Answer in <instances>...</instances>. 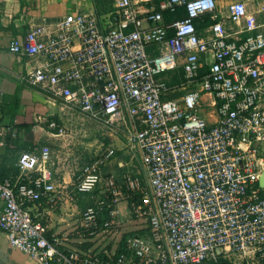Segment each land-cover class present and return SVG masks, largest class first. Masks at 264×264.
Instances as JSON below:
<instances>
[{"label": "built area", "instance_id": "1", "mask_svg": "<svg viewBox=\"0 0 264 264\" xmlns=\"http://www.w3.org/2000/svg\"><path fill=\"white\" fill-rule=\"evenodd\" d=\"M178 7L185 15L166 22L163 11ZM217 9V0H114L104 23L70 13L11 41L12 52L38 60L30 84L124 128L145 178L127 172L103 182L116 154L110 145L62 186L49 145L22 151L20 174L0 180V229L12 246L43 264H264V5L234 1L226 19ZM206 13L214 22L200 31ZM178 67L187 80L168 84L163 74ZM48 126L65 134L55 119ZM3 135L0 123V144ZM60 190L92 201L78 228L83 240L118 231L123 203L146 225L111 249L72 247L49 236L39 212Z\"/></svg>", "mask_w": 264, "mask_h": 264}, {"label": "crops", "instance_id": "2", "mask_svg": "<svg viewBox=\"0 0 264 264\" xmlns=\"http://www.w3.org/2000/svg\"><path fill=\"white\" fill-rule=\"evenodd\" d=\"M234 1L237 0H217L219 18L226 19L228 6ZM242 1L253 11L264 5V0ZM103 6L106 5L102 0H0V123L4 127L0 144V180L14 179L20 174L17 160L22 151H35L43 145L51 147L56 179L62 186H72L81 166L91 161L83 160L84 156L90 154V150L87 151L83 146L73 149V154L67 156L69 139L73 142L76 133L66 130L64 135H56L58 129L48 126V121L52 119L57 120L64 128L65 121L90 119L79 110L65 107L61 99L30 84L26 78L38 60L12 52L10 44L14 38L23 37L32 24L43 20L54 21L70 13H94L104 23L109 11H102ZM27 124L31 126L25 127ZM113 139L114 142H110L108 146L117 144L125 155L126 150L129 151L128 144ZM113 162L112 160L111 163ZM117 163L123 166L127 160L121 159ZM54 198L57 199L56 205H53L50 198H43L39 209L49 236L61 235L67 238L66 243L72 247L95 250L109 249L108 246L111 249L122 238V234L119 238L116 237L118 230L110 233L111 236L107 234L89 241L81 239L78 228L89 196L60 190L54 194ZM1 206L0 201V211ZM104 241L106 244L101 247L100 244ZM0 264L43 263L12 246L6 233L0 229Z\"/></svg>", "mask_w": 264, "mask_h": 264}, {"label": "rangeland", "instance_id": "3", "mask_svg": "<svg viewBox=\"0 0 264 264\" xmlns=\"http://www.w3.org/2000/svg\"><path fill=\"white\" fill-rule=\"evenodd\" d=\"M103 4L106 6H103L101 9L102 11H110L114 9V0H102ZM264 31V28H263ZM171 78L170 76H168ZM65 131L68 132H74L76 134L75 138L72 139L73 142H71V139H69V145L67 147V156H71L73 154V149L79 148L80 146H83L86 148L87 151L90 152V154L85 157H83V160H90V158H94L96 155L100 154L103 150H105L108 145L114 142V139H119L122 141H125L126 144L128 143L127 139V133L122 129H117L114 127L107 126L101 122H92L90 120H79L77 122L69 121L64 123ZM78 132V133H77ZM113 141V142H112ZM113 146L116 148V154L113 158V163L110 162V165L108 164L107 167L102 168V178L103 182L112 175L118 176L120 179L122 176L127 172H132L135 174H140L144 178V167L142 164V158L141 155L138 152L132 151L131 149L126 150V154L123 155L122 153L124 150L119 149L117 144H113ZM81 153V152H80ZM79 156V155H78ZM81 157H79L80 159ZM127 160V163H123V166L118 165V160ZM116 160V163H115ZM88 163V162H87ZM85 165V164H84ZM83 165V166H84ZM81 166V168L83 167ZM111 166L110 168H108ZM80 168V169H81ZM79 169V171H80ZM145 180V178H144ZM101 182L100 186L95 190L94 195H100V190H103L104 184ZM121 208L123 210L121 214V218L124 220L120 227L117 229L119 232H117L116 237L119 238L121 234H130L135 233L139 228H142L146 224L142 221H136V219H132L129 215V208L126 209V203L121 204ZM114 233L117 231H115ZM113 233V234H114ZM109 236H111L110 233H108ZM115 237V240H116ZM103 240V239H102ZM101 241V240H100ZM116 242V241H115ZM105 241L101 242L100 246L103 247L105 245Z\"/></svg>", "mask_w": 264, "mask_h": 264}, {"label": "trees", "instance_id": "4", "mask_svg": "<svg viewBox=\"0 0 264 264\" xmlns=\"http://www.w3.org/2000/svg\"><path fill=\"white\" fill-rule=\"evenodd\" d=\"M163 13H164V18H165L166 22H170L173 19H176V18H179V17H183L185 15V13H184V11H183V9L181 7H178L175 11H172L171 9H166V10L163 11ZM213 22H214V20L211 18V13H206L200 19H198L196 23H197L198 29L200 31H203L208 25H210ZM203 73L204 72H202V74ZM168 76H170L171 78H169ZM163 77L168 82V84H181V83H183V82H185L187 80L186 76H185V72H184L182 67H178L177 69H175L173 71H169V72L163 74ZM175 95H177V94H175ZM30 126L31 125H29V124L25 125V127H30ZM90 160L93 161L94 158H92ZM91 202L92 201H90L88 199V203L85 204V207H86V205L91 204ZM108 217H109V209L107 207H105L99 213V221H100V223L103 222ZM126 235L127 234H124V236H126ZM85 246L87 247V246H89V244L85 245ZM108 248L110 249V246H108ZM119 250L120 251L122 250V245L120 246Z\"/></svg>", "mask_w": 264, "mask_h": 264}, {"label": "water", "instance_id": "5", "mask_svg": "<svg viewBox=\"0 0 264 264\" xmlns=\"http://www.w3.org/2000/svg\"><path fill=\"white\" fill-rule=\"evenodd\" d=\"M260 184H261L262 186H264V174H263L262 177L260 178Z\"/></svg>", "mask_w": 264, "mask_h": 264}]
</instances>
